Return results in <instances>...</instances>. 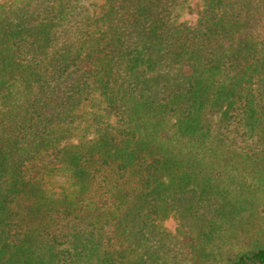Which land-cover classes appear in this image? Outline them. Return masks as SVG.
I'll return each mask as SVG.
<instances>
[{
  "label": "trees",
  "instance_id": "trees-1",
  "mask_svg": "<svg viewBox=\"0 0 264 264\" xmlns=\"http://www.w3.org/2000/svg\"><path fill=\"white\" fill-rule=\"evenodd\" d=\"M187 1L0 0V264H264V0Z\"/></svg>",
  "mask_w": 264,
  "mask_h": 264
},
{
  "label": "rangeland",
  "instance_id": "rangeland-1",
  "mask_svg": "<svg viewBox=\"0 0 264 264\" xmlns=\"http://www.w3.org/2000/svg\"><path fill=\"white\" fill-rule=\"evenodd\" d=\"M201 0H188L184 9H182L183 15L180 17V21H188L189 23H194L197 18V12L199 9V4ZM166 226L169 229L175 228V223L173 221H168Z\"/></svg>",
  "mask_w": 264,
  "mask_h": 264
}]
</instances>
